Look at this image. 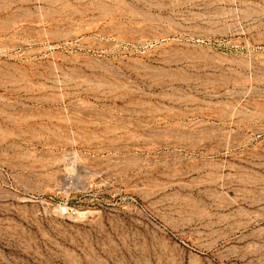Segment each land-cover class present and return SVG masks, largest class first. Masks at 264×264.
Returning a JSON list of instances; mask_svg holds the SVG:
<instances>
[{"label":"rangeland","instance_id":"obj_1","mask_svg":"<svg viewBox=\"0 0 264 264\" xmlns=\"http://www.w3.org/2000/svg\"><path fill=\"white\" fill-rule=\"evenodd\" d=\"M0 264H264V0H0Z\"/></svg>","mask_w":264,"mask_h":264}]
</instances>
